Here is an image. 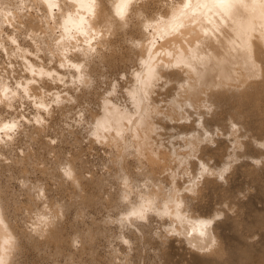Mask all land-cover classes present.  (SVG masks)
Returning <instances> with one entry per match:
<instances>
[{
    "label": "bare ground",
    "instance_id": "obj_1",
    "mask_svg": "<svg viewBox=\"0 0 264 264\" xmlns=\"http://www.w3.org/2000/svg\"><path fill=\"white\" fill-rule=\"evenodd\" d=\"M1 1L11 14L0 22V54L9 60L0 57V170L22 173L24 191L13 200L0 193V264H14L21 237L65 247L69 206L100 203L109 213L98 219L121 228L117 235L131 248H107L108 264H141V244L142 252L157 250L160 264H264V211L256 209L264 200V0H30L23 11ZM49 131L61 145L77 133L101 146L117 186L101 196L111 174L86 168L77 134L71 142L79 152L67 157L43 138ZM19 136L63 158L45 157L53 168L39 161L42 174L31 179L32 156L41 154H6ZM58 163L65 170L56 174ZM248 176L254 184L243 190ZM96 225H70V246L89 247L88 258L97 233L110 228Z\"/></svg>",
    "mask_w": 264,
    "mask_h": 264
},
{
    "label": "rangeland",
    "instance_id": "obj_2",
    "mask_svg": "<svg viewBox=\"0 0 264 264\" xmlns=\"http://www.w3.org/2000/svg\"><path fill=\"white\" fill-rule=\"evenodd\" d=\"M4 2H5V0H3ZM170 1V0H169ZM28 2L30 3V0H10V4H13L14 3V5L12 6V7H15L17 10H19V11H23V10H25L26 9V7H28ZM164 2H165V0H164ZM6 3V2H5ZM8 4V3H7ZM4 7H8L7 5H5L1 0H0V22H4V23H7L8 21H7V18H6V15H5V12H6V9L4 8ZM56 11H58V9H56ZM7 13V15H9V14H11L10 12H6ZM49 20L52 22V23H58V21H59V19L57 18V17H55V18H53V17H51V18H49ZM1 36L0 37H2L3 35L2 34H0ZM122 35V34H121ZM121 35L119 36V37H121ZM122 36H124V37H126V35H122ZM122 38L123 37H121V39L118 41L119 42V45L121 46H123V43H124V45H125V38H124V40L123 41H121L122 40ZM121 42V43H120ZM127 42V41H126ZM128 43V42H127ZM16 52H13V54H15ZM6 56L7 55H5V53L2 55V54H0V57H2L3 59H4V61H3V59L2 58H0V60L2 59V62H3V64L5 65V63H6V61L8 62L9 60H8V57L6 58ZM5 59H7V60H5ZM5 62V63H4ZM18 66V65H17ZM115 70V69H114ZM114 70H111V71H114ZM101 71V70H100ZM99 71V72H100ZM105 72L104 73H107L108 75H112L113 73H116V71H114V72H112V74H110V72L111 71H107L106 72V70H104ZM103 85H105V84H103ZM104 87V86H103ZM20 103V109H22L23 108V106H24V108H23V110L25 109V108H27V109H25L24 111L25 112H27L28 114L27 115H29L30 117L33 115L32 113H30L31 112V110H32V108L31 107H29L28 106V104L27 103H22V102H17L16 104H19ZM34 103V102H33ZM29 107V108H28ZM30 108H31V110H30ZM76 108H78V107H76ZM19 109V110H20ZM29 109V110H28ZM22 110V111H23ZM252 119H253V121L255 122V124H257L256 122H257V118H256V115H253L252 116ZM41 121H42V119H41ZM27 126V125H26ZM28 126H29V124H28ZM16 129V128H15ZM15 129H13V131H10V132H14L15 134L17 133V130H15ZM48 132H46V134H47ZM50 133V134H49ZM49 133L46 135V134H44L43 135V138L44 139H48V141L50 142V143H52V145H54L55 144V146H56V148L58 147V144H59V137H57L56 136V134L55 133H53V135H51V133H52V131L50 132L49 131ZM260 133L261 134H263L264 133V131L263 132H261L260 131ZM55 134V135H54ZM75 135L77 134V133H74ZM74 134L73 135H71V136H69L68 138H69V140H68V138L66 139V140H63V141H60V143L62 142V145L61 144H59V146L61 147V148H59L58 147V149L60 150V152L62 153V152H64V151H66V153L64 152V154L62 155L60 152H58V149H57V151H56V153L58 154V155H62V156H67V157H69L70 156V154H72V152L74 151V153L76 154V152H79V150L81 151L80 153H82V154H80L81 155V157L83 156V154H84V151H85V154H84V156H85V158L84 157H82L83 158V160H85V161H83V163H84V165L86 166V168L89 170V171H93V173L95 172L94 170H96V175L98 174V172L100 173V175H102V174H104V176H108L109 177V175L111 174V176L109 177L110 179H112V181L110 180V183H109V180L108 181H106V184H105V186L103 185L102 187L103 188H101V189H99V190H102V189H104V190H102L101 191V196H102V194H103V191H104V194H105V196H106V193L108 192V190H106V188L107 189H111V185L113 184V188L112 189H114V185L116 184V186H117V184H118V181H117V179L118 178H116L115 179V177H116V175H115V172L114 171H116L117 169L116 168H114V166L115 165H113L112 163H111V160H112V157L110 156V154H108L106 151H104V149L103 148H101V146L99 147V145H97V147L98 148H100L99 150H97L98 148L96 147V148H94L95 146L91 143L90 144V142L91 141H87V139L82 143L81 141H83V139H82V137L81 138H79L80 137V134H77V138H79L80 139V141H79V139H77L78 141H79V145H80V148H79V145L78 144H72V142H74L73 141V139H75L76 140V138H74L73 136H74ZM17 135V134H16ZM18 135H19V133H18ZM48 135H50V136H48ZM53 136V137H52ZM55 136H56V139H55ZM37 137V136H36ZM46 137V138H45ZM48 137V138H47ZM50 137H52V138H50ZM7 137H5V139H3V141H5V140H7L6 139ZM19 139H18V141H16L15 142V147L13 148L14 150H15V152L12 150H7V155L9 156L10 154H12V153H14L13 155H16L17 154V152L19 151V154H23L24 153V151L25 152H27V154L29 155V153L31 152V154H32V151H33V154H35V153H38V154H45L43 157H41V155H37V154H35V155H37L36 157H35V155L34 156H32L33 157V159H34V161H32L31 163H30V166H31V168L32 169H30V167L28 168V173H29V171H30V174H29V177L31 178V179H37V177H40L41 176V174L42 173H39V172H41V169H39V168H42V166H41V162L42 161H45L46 163H48V165H49V163H50V165H52V163H54V162H56L57 160H59V159H62V158H57V157H54V156H56L57 154L56 153H54V152H51L52 154L54 153V154H56V155H50V154H47L46 155V153L45 152H47V151H45L44 152V150L43 149H41L39 146H37L38 144H39V142H34L33 143V140H30V139H28V138H26V137H21V139H20V136L18 137ZM71 138V139H70ZM25 139V140H24ZM50 139V140H49ZM24 140V141H23ZM27 140V141H26ZM30 140V141H29ZM56 140H58V142L56 141ZM68 140V141H67ZM71 140H72V142H71ZM23 141V142H22ZM22 142V143H21ZM26 142V143H25ZM56 142H57V144H56ZM67 142H70L72 145L71 146H69V144H67ZM19 144V146L21 145V147H19L18 146V144ZM23 143H25L24 145H23ZM64 143V144H63ZM81 143H82V145H81ZM85 143H86V145H90L89 147L87 146L86 147V145H85ZM17 144V145H16ZM36 145V146H35ZM76 145H77V148H79V150H77V148H76ZM93 145V146H92ZM23 146V147H22ZM65 146V147H64ZM81 146H82V148L85 146V150L84 149H82L81 148ZM93 148H92V147ZM25 147L27 148V149H25ZM34 148L33 150H32V148ZM66 147H69V148H66ZM22 148V149H21ZM30 148V149H29ZM41 149V150H43V151H40L39 150V152H38V149ZM55 148V149H56ZM74 148H75V150H76V152H75V150H74ZM87 148V149H86ZM28 149L29 150H31V151H28ZM35 149H37V152L36 151H34ZM69 149H71L70 151H69ZM89 149H92V150H89ZM96 149V150H95ZM88 150V151H87ZM22 151V152H21ZM67 151H69V152H71V153H69V152H67ZM92 153H91V152ZM96 151V152H95ZM102 151V152H101ZM8 152H10L9 154H8ZM12 152V153H11ZM60 153V154H59ZM73 153V154H74ZM105 153V154H104ZM32 154V155H33ZM66 154V155H65ZM60 155V156H61ZM90 155V156H89ZM95 155V156H94ZM102 155V156H101ZM107 155V156H106ZM11 156V155H10ZM39 156H40V158H39ZM90 158H89V157ZM94 156V157H93ZM35 157V158H34ZM45 157L47 158H49L50 160L52 159V163H51V161H49V159H45ZM36 158H39L40 160H38V159H36ZM42 158H44V159H42ZM57 158V159H56ZM11 159V158H10ZM10 159H8V160H10ZM32 159V160H33ZM42 159V160H41ZM29 160H31V159H29ZM35 160H38V161H35ZM46 160H48V161H46ZM53 160H55L54 162H53ZM96 162H95V161ZM98 160V161H97ZM108 160V161H107ZM39 161H41V162H39ZM92 161V162H91ZM34 162H37L36 163V166H35V163ZM90 162V163H89ZM95 162V163H94ZM109 162H110V164H109ZM34 163V164H33ZM39 163V164H38ZM45 163V164H46ZM88 165H87V164ZM93 163V164H92ZM251 163L252 164H258L259 163V161H257V162H254L253 160H251ZM38 164V165H37ZM107 164H108V166H107ZM41 167H40V166ZM54 165V164H53ZM53 165H52V168H53ZM101 165V166H100ZM111 165H113V168H109V170H108V167H110ZM84 166V167H85ZM103 166V167H102ZM35 167V168H34ZM37 167V168H36ZM104 167H105V169H104ZM10 168L11 167H9V166H3L2 167V170H0V193H2V195L5 197V198H7V199H10V200H13V198L14 197H16L17 199H18V197H19V195L21 194V192L22 191H24V190H22V188L20 187L21 185H22V182H20V180H21V174H20V176H19V174H17L16 173V170H14L13 168L11 169L12 171H13V173L12 172H10L11 173V175H9L10 173H9V170H10ZM85 168V169H86ZM101 170H100V169ZM35 169V170H34ZM39 170V171H37V170ZM84 169V170H85ZM86 169V170H87ZM114 169V170H113ZM10 170V171H11ZM32 170V171H31ZM34 170V171H33ZM54 170H55V172H56V174L58 173V172H60L59 170H61V171H64L65 169L62 167V165L61 164H56V166H55V168H54ZM85 170V171H86ZM86 171L85 173H86V175H88V174H90V172L89 171ZM99 170V171H98ZM104 172H103V171ZM108 170V171H107ZM102 171V172H101ZM113 171V173H111V172ZM17 172L18 173H20L18 170H17ZM31 172H34V174L33 173H31ZM35 172H36V174H35ZM88 172V173H87ZM107 174H106V173ZM9 173V174H8ZM16 173V174H15ZM95 173L93 174V175H95ZM102 173V174H101ZM110 173V174H109ZM106 174V175H105ZM114 176H113V175ZM19 176V177H17V176ZM36 177H35V176ZM40 175V176H39ZM95 175V176H96ZM99 174H98V176H100ZM10 176H12V177H17L16 179H18V180H14L15 178H12V177H10ZM23 176V175H22ZM103 176V177H104ZM112 176H113V178H112ZM58 177V176H57ZM102 177V176H101ZM12 178L13 180H10V179ZM107 178V177H106ZM49 179V178H48ZM46 180L47 182H48V184H47V186L49 187V188H51L50 189V191H51V193H50V195L52 194H54L55 193V190L53 189V187L55 188V186H50V185H52L51 183L53 182H51L50 181V179L49 180ZM59 179V178H58ZM38 180V179H37ZM60 180V179H59ZM116 180V181H115ZM248 181L246 182V183H244V184H242V187H243V190H245V188L247 187V188H250L251 189V186L254 184V182L251 180V177L250 176H248V179H247ZM15 181V182H14ZM19 181V182H18ZM114 181V182H113ZM44 183V181H42L41 180V183H40V185L41 184H43ZM18 183L20 184L19 185V187H17L18 186ZM63 183V182H62ZM107 183H109L108 185H109V187L108 186H106L107 185ZM115 183V184H114ZM55 183L53 182V185H54ZM64 184L65 185H70L68 182H64ZM251 185V186H250ZM22 190V191H20V189ZM52 189H53V191H52ZM70 188L68 187V190H69ZM93 190V189H92ZM99 190H98V192H99ZM106 190V191H105ZM14 191L15 192H17V191H19L20 192V194H16V193H14ZM91 191V190H90ZM94 191V190H93ZM53 192V193H52ZM95 193H97L96 192V190L94 191ZM69 194V193H71L70 191H68V192H65V199H67L68 200V197H70L71 195L69 194V196H66L67 194ZM22 194H23V192H22ZM100 194V193H99ZM103 194V195H104ZM241 194V193H240ZM56 195H59V194H56ZM21 197H24V200H20V202H22V203H20V205L22 204V206H23V203H24V208L26 207L25 206V204H26V200H27V198H26V200H25V195L24 196H20V198ZM72 197V196H71ZM77 197V196H76ZM73 198V197H72ZM23 199V198H22ZM24 201V202H23ZM264 200H262L261 202H263ZM261 202H259V203H261ZM259 203H257L256 205H258V206H256V209H258V207H259V210L261 209V210H263L264 211V206H262V204L264 205V203H262V204H259ZM103 204H105V203H103ZM103 204H98V205H89V207H87V211L84 209V211H82L83 210V205L80 207V205L78 206V204L76 205V204H74V206L73 205H71V207L69 206V212H67V215L66 214H63L64 215V217L66 218L65 219V221L68 223L70 220H73L75 217H76V215L78 216L79 214H75V213H79L80 211H79V208H80V210H81V214L79 215V218L77 219V221H76V218H75V220H74V222L76 223V222H78V224L76 223V226H74L75 224H74V222H72V221H70V222H72V224H70V222H69V224L70 225H73V227L71 226L70 227V225H68L65 221H64V232H63V234H64V236H65V238H66V243H65V247H64V245H62L63 247H61V248H58L57 249V247H55L56 245H55V243L54 242H51L50 244H48L47 242H46V240L45 241H43V240H39V242H41L40 243V245L38 246V247H36V246H34L33 245V242L31 241V237H21V239H20V244H18V246H16V249H15V257H14V264H108V262H110L111 261V255L110 254H112V252L113 251H115L116 249V251H119L120 253H121V251H123V250H126V252H127V250L130 248V243L128 244V242H126L127 244H124L125 243V241H123V242H121V238L120 237H118V235L117 234H121V228H119L118 229V227L116 226V225H114V224H112V223H110L109 221H108V223H106L105 221H104V216L107 218V215H108V213H109V211H106L107 209H105V205H103ZM103 205V206H102ZM22 206H20L19 207V210L21 209V207ZM78 206V207H77ZM91 206V207H90ZM95 206H96V209L94 210V208H95ZM99 206H101V207H99ZM262 206V207H261ZM55 207V206H54ZM73 207H76V208H73ZM56 208V207H55ZM78 208V209H77ZM88 208H90V209H88ZM99 208V209H98ZM104 208V209H103ZM77 210V211H71V210ZM89 210V211H88ZM93 210V211H92ZM100 210V211H99ZM258 210V212H261V210L259 211ZM86 211V213L87 212H90V214H91V216L92 215H96V216H92L91 217V219H90V216H89V214H88V216L86 217L85 216V212ZM96 211L98 212V213H96ZM104 211V212H103ZM114 211V210H113ZM17 212H18V215H19V219H20V217H23V215H24V213L23 214H21L22 212H24V209H23V207H22V209L20 210V211H18L17 210ZM103 214H101V213ZM108 212V213H107ZM111 212H112V210H111ZM115 212V211H114ZM114 212H112V213H114ZM20 213V214H19ZM61 213V212H60ZM82 213H83V215H84V218H86V220L83 218H81V216H83L82 215ZM94 213V214H93ZM96 213V214H95ZM101 215H100V214ZM107 213V214H106ZM261 213H264V212H261ZM86 214V215H87ZM17 215V216H18ZM66 215V216H65ZM72 215V216H71ZM74 215H75V217H74ZM25 216V215H24ZM67 216H69V217H67ZM99 216H102L103 218H101L103 221L102 222H105V223H102L101 222V219H98L99 218ZM81 218V219H80ZM95 218V220H93ZM97 218V219H96ZM105 218V219H106ZM70 219V220H69ZM92 221L93 220V222H91L90 220ZM81 222H80V221ZM83 220H85V221H83ZM96 220H100V221H96ZM89 221H90V223H89ZM95 221V222H94ZM86 222V225L84 224V223ZM97 222H99L98 224H101L100 226L102 227V226H105L106 228L108 227H110L109 228V230H110V232L111 231H113L112 232V234H114V236L113 235H110L111 233L109 232V230L107 231V232H105L103 235L102 234H100V233H97L98 235H96V238L98 239V238H102V240H101V238L100 239H96L95 241H96V243H95V241H94V243H93V245L95 246V245H97V246H95L94 247V249L96 250H93V248L91 249V247H93V245L90 247V251H92L93 253H94V251H95V253H94V256L92 257V259H91V253L92 252H90V255H89V253H88V255H89V258H90V260H89V258H88V256L87 257H85V255L87 254V250H88V248L89 247H87V249H86V247L84 248L82 245H81V247H83V251L80 249L79 251H77L76 249H73V247L72 246H70V243L72 242L73 243V240H70V238H71V236L74 234V231H73V234H72V230L73 229H75L76 230V228H86V227H88V226H91L92 228H94L95 230L96 229H98V224H97ZM101 222V223H100ZM155 223L154 224H156L157 222H156V220L154 221ZM83 223V224H82ZM66 224H67V227L69 228H67L66 227ZM98 226H97V225ZM105 224V225H104ZM18 225L20 226V223H18ZM94 225H96L97 226V228L94 226ZM114 225V226H113ZM65 227H66V229H65ZM100 227V228H101ZM117 227V228H116ZM154 227L156 228H154L155 230H157V226H155L154 225ZM72 230H71V229ZM107 228V229H108ZM106 229V230H107ZM119 230V231H118ZM70 231V232H69ZM118 232V233H117ZM107 233H109V235L107 234ZM21 234V236H23V233L21 232L20 233ZM24 234H26V233H24ZM108 236H107V235ZM104 235H106L108 238L109 237H112L111 239H110V241H109V239H107V240H105L106 239V236H104ZM29 236H31V235H29ZM33 237V236H32ZM104 237V238H103ZM117 238V239H116ZM105 241H104V240ZM99 240H101V242L99 241ZM113 240V241H112ZM119 240V241H118ZM99 241V242H98ZM103 241H104V243H103ZM107 241V242H106ZM115 241V242H114ZM54 243V244H53ZM74 247L75 248H79V246H80V244H82V242H80V241H78V240H75L74 241ZM80 243V244H79ZM112 243V244H111ZM122 244V245H121ZM100 245V246H99ZM108 245V246H107ZM114 245V246H113ZM127 245V246H126ZM129 245V246H128ZM107 246V247H106ZM116 246H118V247H116ZM150 246V245H149ZM149 246H145V247H143V252H142V244H141V249H140V251H141V253L143 254L142 255V260L140 259L139 260V262L142 264V262L141 261H143V259H147L148 261H146V264H160L161 262L159 261V259H158V257L156 256L157 254H155V251L157 252V250H154L151 246L149 247ZM113 247H115V248H113ZM109 250H108V249ZM151 248V249H150ZM59 249L60 250H62V252H58L59 251ZM111 249V250H110ZM149 249H150V251H152V255H150L151 253L149 252L148 253V251H149ZM153 249V250H152ZM156 249V248H155ZM86 251V253H85V251ZM108 250V252H111L110 254H108V252H106ZM121 250V251H120ZM130 250H131V248H130ZM147 250V251H146ZM75 251V252H74ZM80 251H82L84 254H83V256L81 255V254H79L80 253ZM115 251V252H116ZM144 251L146 252V253H144ZM124 252V251H123ZM134 251H130V253H133ZM74 253H76V255L78 256H75V254ZM92 253V254H93ZM107 253V254H106ZM155 255H154V254ZM104 254H106V256L104 255ZM79 255H81L82 256V258L81 257H79ZM107 255H108V257H107ZM109 255H110V257H109ZM146 255L147 256H151L150 258H147L146 257ZM107 257V258H106ZM155 257V258H154ZM178 257V256H177ZM104 258H106V259H104ZM108 258H110V261H109V259ZM151 258H152V260H151ZM108 259V260H107ZM150 259V260H149ZM157 259V260H156ZM79 260V261H78ZM106 260V261H105ZM108 261V262H107ZM144 264H145V262H144Z\"/></svg>",
    "mask_w": 264,
    "mask_h": 264
},
{
    "label": "snow or ice",
    "instance_id": "obj_3",
    "mask_svg": "<svg viewBox=\"0 0 264 264\" xmlns=\"http://www.w3.org/2000/svg\"><path fill=\"white\" fill-rule=\"evenodd\" d=\"M69 175H70V173H69Z\"/></svg>",
    "mask_w": 264,
    "mask_h": 264
}]
</instances>
